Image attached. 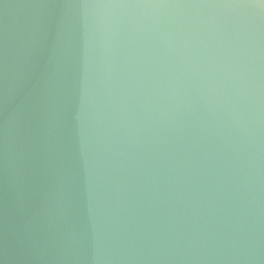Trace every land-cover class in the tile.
Instances as JSON below:
<instances>
[{"label":"water","instance_id":"water-1","mask_svg":"<svg viewBox=\"0 0 264 264\" xmlns=\"http://www.w3.org/2000/svg\"><path fill=\"white\" fill-rule=\"evenodd\" d=\"M0 264H264V0H0Z\"/></svg>","mask_w":264,"mask_h":264}]
</instances>
